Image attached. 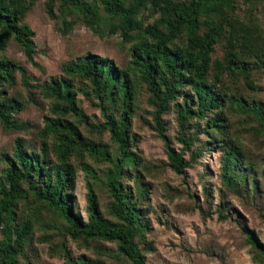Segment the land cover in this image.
<instances>
[{"label":"rangeland","instance_id":"obj_1","mask_svg":"<svg viewBox=\"0 0 264 264\" xmlns=\"http://www.w3.org/2000/svg\"><path fill=\"white\" fill-rule=\"evenodd\" d=\"M36 0L24 16L23 23L33 33L34 56L32 66L15 45L9 43L0 53L25 70L28 87L20 84L19 76L11 87L1 89L5 97H12L22 108L12 118L26 124L23 131H6L0 125V154L11 155L16 138L22 140L24 148L39 152L45 144L47 158L53 164L50 152L52 138L41 139L38 134L45 117L53 118L52 102L43 97L39 87L50 79L62 76L61 66L88 54L112 61L113 65L125 71L130 65V47L135 40L124 42L118 32L117 22L102 15L99 34H93L74 12L62 18L57 5L53 6L54 18L44 12V2ZM90 3L91 0H84ZM234 17L242 23L251 22L256 28L258 46L264 47V1L233 0ZM142 27L151 24L156 17L147 10L138 14ZM223 57L221 44L214 48L211 61L220 62ZM241 60L250 63L245 55ZM249 88L239 74L222 72L216 87L227 97L241 98L246 102L259 104L264 111V67L249 64ZM208 82L213 75L210 71ZM133 84V96L129 112L128 139L130 151L136 156V165L121 182L130 191L144 187L136 199L141 209L146 229L134 239L143 255L145 264H264L263 253L254 252L247 243L246 234L251 233L264 250V125L253 115L240 111L225 100L223 107L214 110L221 128L208 130L205 119L191 118L180 129L174 104L170 101L160 115L164 134L170 147L179 153L187 163L181 175H175L168 168V160L161 140L153 128L152 113L155 107L149 103L150 93L139 75L128 74ZM75 91V104L83 119L72 114L65 119L73 123L84 141L110 160L118 154L117 145L109 139L99 125L103 118L96 106L86 81L71 80ZM186 90V89H184ZM119 100L104 101L108 114L116 118L120 113ZM181 139L190 140L188 149ZM236 148L245 174L239 184L226 186L222 179L225 153ZM74 169L72 209L85 221L86 183L95 196L100 217L109 223L122 225L111 214L112 198L105 185V172L110 165L100 158H91L85 152L74 153L69 158ZM92 171V177L85 174L82 165ZM3 164L0 162V170ZM1 178V173H0ZM6 187V181L2 180ZM22 197L16 201L10 227L24 221L31 222V231L25 239L22 252L15 256L18 264H81L84 258L88 264H129L114 242L100 240L72 239L67 232L68 225L58 214L34 199L21 183ZM0 225V241L3 240ZM7 249L11 250L13 235L5 230Z\"/></svg>","mask_w":264,"mask_h":264},{"label":"trees","instance_id":"obj_2","mask_svg":"<svg viewBox=\"0 0 264 264\" xmlns=\"http://www.w3.org/2000/svg\"><path fill=\"white\" fill-rule=\"evenodd\" d=\"M36 0H0V53L9 43L22 52L25 61L32 66L34 44L33 33L23 19ZM264 1V0H263ZM57 5L58 14L64 18L70 12L80 16L83 24L93 34H99L102 15L117 22L118 32L124 42H131L130 65L125 71L116 68L112 61L97 55H86L61 66L62 76L50 79L39 87L40 94L52 102L51 113L55 117H45L38 136L41 139L52 138L50 152L53 164L47 158L45 144L39 152L27 151L20 138L14 140L11 155L0 154L3 169L0 170V225L3 240L0 241V264H18L15 256L22 252L25 239L31 231V222L20 225L10 223L13 220L16 201L22 197L21 183L38 202L54 210L68 225L67 232L72 239L100 240L114 242L129 264H145L143 255L137 249L134 239L144 231L141 209L136 198L142 195L144 187L134 191L126 188L121 179L135 171L136 156L130 151L128 129L130 126L131 99L133 84L129 73L139 75L150 93L149 103L155 107L152 113L153 128L161 140L168 168L181 175L187 163L181 155L169 145L164 134V124L160 115L170 101L180 99L174 104L178 126L191 118L205 119L204 127L219 130L220 120L214 110L223 107L225 100L243 112L250 113L264 125V111L259 104L248 103L241 98L227 97L219 91L216 84L222 72L239 74L244 83L249 81V64L264 67V47L258 46L255 37L256 28L251 22L242 23L234 17L233 0H46L44 12L53 19V6ZM142 10L156 17L151 24L142 27L138 17ZM221 44L223 57L220 62L211 61L214 48ZM245 55L250 63L241 60ZM212 70L211 81L208 82ZM18 75L22 87H28L25 70L19 64L0 57V125L6 131H23L26 124H20L12 114L22 106L12 97H5L3 87H11ZM78 78L87 82L96 106L103 118L99 125L108 133L109 139L118 147L113 160L96 151L87 144L77 127L65 119L72 114L77 119L84 117L75 104V91L71 80ZM186 89V90H184ZM119 100L120 113L116 118L108 114L105 100ZM186 149L190 140L181 139ZM85 152L91 158H100L110 165L105 172V185L112 198L111 214L122 225H115L102 219L97 212L95 196L89 183H86L87 219L83 221L73 212V197L69 190L73 187L74 169L69 158L77 152ZM222 179L226 186L239 184L245 174L236 148L230 147L225 153ZM82 170L92 177L88 165ZM2 180L6 181L5 187ZM5 230H10L13 239L12 249H7L8 240ZM250 248L260 254L261 245L249 233L245 235ZM81 264H88L84 258Z\"/></svg>","mask_w":264,"mask_h":264}]
</instances>
